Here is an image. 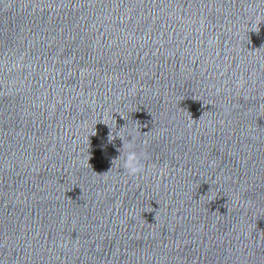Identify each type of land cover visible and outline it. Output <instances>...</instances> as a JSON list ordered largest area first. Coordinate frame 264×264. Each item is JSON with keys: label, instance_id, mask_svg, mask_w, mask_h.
Instances as JSON below:
<instances>
[{"label": "water", "instance_id": "water-1", "mask_svg": "<svg viewBox=\"0 0 264 264\" xmlns=\"http://www.w3.org/2000/svg\"><path fill=\"white\" fill-rule=\"evenodd\" d=\"M0 264H264V0H0Z\"/></svg>", "mask_w": 264, "mask_h": 264}, {"label": "clouds", "instance_id": "clouds-1", "mask_svg": "<svg viewBox=\"0 0 264 264\" xmlns=\"http://www.w3.org/2000/svg\"><path fill=\"white\" fill-rule=\"evenodd\" d=\"M258 27V25H253ZM112 139L119 138L121 140V131L117 132L111 137ZM127 150L122 155V167L126 169L129 174H137L143 170V163L135 150H132V141L126 145Z\"/></svg>", "mask_w": 264, "mask_h": 264}]
</instances>
